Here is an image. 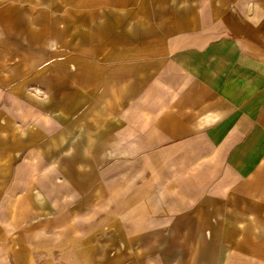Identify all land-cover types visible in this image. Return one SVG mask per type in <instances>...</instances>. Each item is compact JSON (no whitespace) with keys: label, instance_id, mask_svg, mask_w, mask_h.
I'll list each match as a JSON object with an SVG mask.
<instances>
[{"label":"crops","instance_id":"crops-1","mask_svg":"<svg viewBox=\"0 0 264 264\" xmlns=\"http://www.w3.org/2000/svg\"><path fill=\"white\" fill-rule=\"evenodd\" d=\"M0 264H264V0H0Z\"/></svg>","mask_w":264,"mask_h":264}]
</instances>
